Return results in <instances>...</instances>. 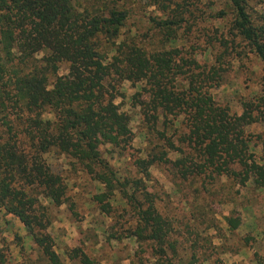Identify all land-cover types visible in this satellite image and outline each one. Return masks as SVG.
Wrapping results in <instances>:
<instances>
[{
    "label": "trees",
    "instance_id": "obj_1",
    "mask_svg": "<svg viewBox=\"0 0 264 264\" xmlns=\"http://www.w3.org/2000/svg\"><path fill=\"white\" fill-rule=\"evenodd\" d=\"M250 2L226 0L233 15L231 35L264 63V14L253 15ZM149 4L162 13L148 15L145 34L162 33L166 44L176 41L189 22L183 15L187 7L179 11L175 0ZM131 11L130 0H0V209L24 223L50 264L65 262L55 249L41 199L63 204L67 184L52 171L48 153L66 155L75 169L100 184L93 200L102 213L112 216L121 204L129 209L134 238L160 254L154 264L209 260L179 252L177 241L170 239L175 231L171 218L143 182L144 177L152 180V165L172 162L170 151L189 148L177 164L190 162L197 175H227L242 186L264 188V162L244 131L251 123L264 125V95L254 101L257 114H232L210 93L221 82L222 69L200 64L193 45L148 50L137 34L124 36ZM227 14L221 9L216 16ZM62 63L68 71L59 75ZM125 80L141 84L133 96L134 105L142 108L147 141L146 157L134 159L141 178L121 174L102 150L109 145L113 156L131 146L130 115L116 102L120 90L112 82ZM177 121L186 126L180 145L165 132ZM256 138L264 150V131ZM77 256L78 250L70 255Z\"/></svg>",
    "mask_w": 264,
    "mask_h": 264
},
{
    "label": "rangeland",
    "instance_id": "obj_2",
    "mask_svg": "<svg viewBox=\"0 0 264 264\" xmlns=\"http://www.w3.org/2000/svg\"><path fill=\"white\" fill-rule=\"evenodd\" d=\"M150 1L130 0L131 18L124 36L137 34L139 44L148 50L193 45L200 64L222 69L221 82L210 90L216 102L228 106L232 114L245 111L257 114L254 101L264 95V63L239 38L232 39L233 15L226 0H175L173 7L179 11L183 5L187 7L183 15L189 22L179 29L178 39L167 44L162 33L145 34L150 25L148 15L162 13ZM250 6L253 15L264 14V0H251ZM221 9L228 12L225 18L216 16ZM192 23L194 26L189 29ZM67 71V64L62 63L58 74ZM55 79L56 76L51 77V82ZM112 82L120 90L116 102L130 115L133 139L127 150L113 156L109 145H103L102 150L121 174L141 178L134 159L146 157L147 141L142 108L134 105L133 98L141 84L129 80ZM44 116L51 117L49 113ZM179 122L165 131L176 144L180 143L179 134L186 131V126H179ZM244 131L252 140V151L264 162L261 159L264 150L256 138L264 131L263 123L248 124ZM159 138L155 135L154 140ZM182 147L189 153V148ZM185 150L170 151L172 162L155 163L150 167L152 180L145 177L143 180L149 191L156 193L160 210L173 222L171 241H177V248L185 258L192 252L209 257L207 261L200 258L196 264H264V188L252 183L242 186L227 175H197L190 162H185L187 167L177 164L178 159L187 158ZM45 157L52 171L60 174L67 184L63 204L41 199L51 218L48 230L55 249L65 264H154L160 254L134 238L135 220L129 209L121 204L112 216L102 213L93 200L100 190L96 180L75 169L66 155L51 152ZM74 250L79 253L76 258L70 257ZM168 255L173 257L171 249ZM0 264H50L24 223L5 209H0Z\"/></svg>",
    "mask_w": 264,
    "mask_h": 264
}]
</instances>
